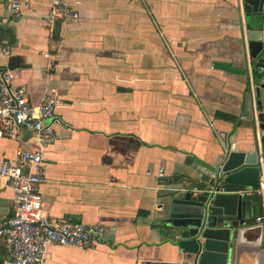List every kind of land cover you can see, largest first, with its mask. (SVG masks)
I'll return each instance as SVG.
<instances>
[{
    "label": "crops",
    "instance_id": "crops-1",
    "mask_svg": "<svg viewBox=\"0 0 264 264\" xmlns=\"http://www.w3.org/2000/svg\"><path fill=\"white\" fill-rule=\"evenodd\" d=\"M67 1L80 18L57 20L52 35L43 21L51 0H32L20 14L0 4V50H10L0 51V68L14 72L13 86H24L31 103L51 89L62 100L57 139L45 150L43 209L105 228L91 250L50 246L45 264H192L180 233L162 225L171 196L214 177L229 191L247 186L215 171L255 143L243 118L253 65L242 0ZM35 146L23 128L0 137V166ZM241 162L234 156L230 172ZM14 197L4 185L0 223L13 214ZM243 199L256 223L261 200Z\"/></svg>",
    "mask_w": 264,
    "mask_h": 264
},
{
    "label": "built area",
    "instance_id": "built-area-1",
    "mask_svg": "<svg viewBox=\"0 0 264 264\" xmlns=\"http://www.w3.org/2000/svg\"><path fill=\"white\" fill-rule=\"evenodd\" d=\"M51 1V7L43 19L50 35L57 20L66 23L80 18L79 11L67 0ZM0 4L20 14L24 9L31 8L32 0H0ZM0 51L10 53L7 47ZM50 69H54L52 64ZM13 80L14 72L11 69L0 68V137L23 128L35 135L36 146L19 150L15 158H5L0 166V191L4 185H8L15 192L13 214L0 223V242L5 253L0 264H45L52 245L91 250L105 236L102 225L92 226L71 218H53L43 209L41 186L49 179L45 150L57 139L54 122L61 97L51 89L39 104H33L26 88L14 87ZM260 164L264 168V154L260 157ZM2 179L5 184L1 183ZM220 192L236 193L242 198L258 197L263 214L256 220L264 222V179L258 185H247L236 191L221 186Z\"/></svg>",
    "mask_w": 264,
    "mask_h": 264
},
{
    "label": "water",
    "instance_id": "water-1",
    "mask_svg": "<svg viewBox=\"0 0 264 264\" xmlns=\"http://www.w3.org/2000/svg\"><path fill=\"white\" fill-rule=\"evenodd\" d=\"M242 3L253 65L243 118L250 122L255 143L246 152H231L229 159L215 171L225 177L224 182L258 185L260 157L264 154V0H242ZM220 66L248 75L247 70L232 68L229 63ZM237 123L238 120L234 122ZM223 140L230 145L228 134ZM238 154L246 166L230 172L232 159ZM215 179L187 190L184 195H172L162 217L163 227L168 233L174 230L180 233L176 236L178 246L189 255L192 264H264V222L255 223L253 207L236 193L220 192L221 185L215 186Z\"/></svg>",
    "mask_w": 264,
    "mask_h": 264
}]
</instances>
